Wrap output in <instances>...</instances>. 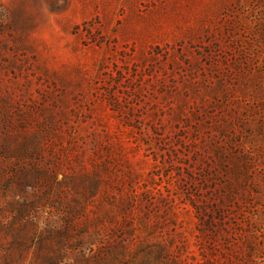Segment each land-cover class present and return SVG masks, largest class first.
Returning a JSON list of instances; mask_svg holds the SVG:
<instances>
[{
    "label": "rangeland",
    "instance_id": "1",
    "mask_svg": "<svg viewBox=\"0 0 264 264\" xmlns=\"http://www.w3.org/2000/svg\"><path fill=\"white\" fill-rule=\"evenodd\" d=\"M0 264H264V0H0Z\"/></svg>",
    "mask_w": 264,
    "mask_h": 264
}]
</instances>
